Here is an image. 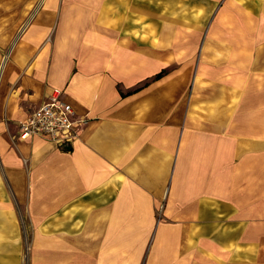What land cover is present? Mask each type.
Segmentation results:
<instances>
[{
	"label": "rangeland",
	"instance_id": "obj_1",
	"mask_svg": "<svg viewBox=\"0 0 264 264\" xmlns=\"http://www.w3.org/2000/svg\"><path fill=\"white\" fill-rule=\"evenodd\" d=\"M89 36L170 52L176 82L237 84L234 125L264 140V0H0V264H264V167L256 173L254 221L240 231L222 230L230 217L215 206L199 214L205 201L179 199L183 184H128L122 215H62L72 209L57 208L47 189L31 197L39 168L22 156V144L40 139L70 153L77 142L23 136V123L52 92L37 99L34 83L63 79L62 53L72 37ZM163 70L162 78L170 73Z\"/></svg>",
	"mask_w": 264,
	"mask_h": 264
},
{
	"label": "crops",
	"instance_id": "obj_2",
	"mask_svg": "<svg viewBox=\"0 0 264 264\" xmlns=\"http://www.w3.org/2000/svg\"><path fill=\"white\" fill-rule=\"evenodd\" d=\"M62 38L70 37L63 33ZM72 40L61 55L64 78L35 82L34 96L43 100L54 88L61 90L76 114L90 122L70 153L40 139L22 144V156L39 168L37 179L30 180L31 197L47 189V199L55 198L57 208H71L68 213L122 215L127 214L128 184H137V189L139 183L169 184V190L183 184L185 194L178 198L184 203L205 201L207 207L199 214L215 206L216 214L230 217L222 230L234 231L240 224L250 229L256 214L257 168L264 167V140L257 141L254 129L234 125L238 85L176 82L175 70H168L175 65L170 52L139 46L134 38ZM163 69L170 73L140 86ZM134 206L143 209L139 197Z\"/></svg>",
	"mask_w": 264,
	"mask_h": 264
},
{
	"label": "built area",
	"instance_id": "obj_3",
	"mask_svg": "<svg viewBox=\"0 0 264 264\" xmlns=\"http://www.w3.org/2000/svg\"><path fill=\"white\" fill-rule=\"evenodd\" d=\"M45 101L23 123V136L32 138L41 135L57 141L72 144L80 136L89 119L79 117L70 103L63 98V92L53 89Z\"/></svg>",
	"mask_w": 264,
	"mask_h": 264
},
{
	"label": "trees",
	"instance_id": "obj_4",
	"mask_svg": "<svg viewBox=\"0 0 264 264\" xmlns=\"http://www.w3.org/2000/svg\"><path fill=\"white\" fill-rule=\"evenodd\" d=\"M164 73V71L162 72V73H159V74H157L156 76H155V80H159L160 78H162V74ZM129 95V94H128ZM125 96H127V95H125V94H122V97H125Z\"/></svg>",
	"mask_w": 264,
	"mask_h": 264
},
{
	"label": "bare ground",
	"instance_id": "obj_5",
	"mask_svg": "<svg viewBox=\"0 0 264 264\" xmlns=\"http://www.w3.org/2000/svg\"><path fill=\"white\" fill-rule=\"evenodd\" d=\"M4 68H5V63L3 64V66H2V70H4ZM1 73H2V71H1ZM65 214V213H64ZM66 214H68V212L66 213ZM70 214V213H69ZM63 215V214H62Z\"/></svg>",
	"mask_w": 264,
	"mask_h": 264
}]
</instances>
